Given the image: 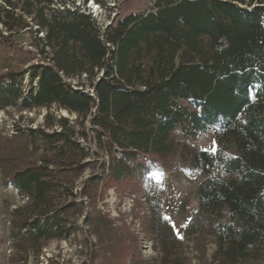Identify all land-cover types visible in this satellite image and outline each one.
Returning <instances> with one entry per match:
<instances>
[{
	"label": "trees",
	"instance_id": "obj_1",
	"mask_svg": "<svg viewBox=\"0 0 264 264\" xmlns=\"http://www.w3.org/2000/svg\"><path fill=\"white\" fill-rule=\"evenodd\" d=\"M235 1L158 0L155 11L132 14L104 31L78 11L54 10L47 16L36 8L52 64L31 68L39 89L26 96L14 79L0 80L5 104L21 100L27 109L57 104L76 114L80 126L90 122L108 162L100 180L85 185L84 195L98 182L105 191L132 185L143 193L158 264H180L181 241L160 216L162 189L144 187L161 164L169 167L176 160L208 176L198 189V210L186 235L213 237L215 264L264 261V7L246 10ZM26 4L24 13L33 15V3ZM6 17L16 21L0 6V23L12 31L2 20ZM49 127L28 130L30 138L42 140L43 156L4 175L23 202L10 227L17 251L29 244L23 247L24 262L30 250H40L61 230L57 209L66 198L57 174L87 166L88 154L69 121L61 120L59 132L49 133ZM213 128L217 149L199 151L193 143ZM81 136H87L84 130ZM216 170L218 176L210 177ZM10 261L20 260L14 254Z\"/></svg>",
	"mask_w": 264,
	"mask_h": 264
},
{
	"label": "rangeland",
	"instance_id": "obj_2",
	"mask_svg": "<svg viewBox=\"0 0 264 264\" xmlns=\"http://www.w3.org/2000/svg\"><path fill=\"white\" fill-rule=\"evenodd\" d=\"M14 7L9 8L4 0L0 6L9 9L10 16L16 21L3 18L13 26L10 31L0 23V80L5 84L15 80L20 85L24 96L31 88L39 89V79L31 80V68L37 65H50L53 59L52 50L45 45L46 30H38L35 9H45L49 16L54 10L83 13L87 8V0H43L37 4L35 0H10ZM26 1L33 3V15L25 14L28 8ZM100 5L98 26L102 31L109 26H117L126 17L134 14H146L155 11L158 0H95ZM235 3L246 10L260 6L264 0H237ZM88 12V10L86 11ZM103 12V13H102ZM264 22V18H263ZM72 88L78 87L76 80H68ZM87 92L91 89L87 86ZM6 98H0V264H11L14 254L18 255V264H158V252L155 249V235L150 225L151 210L143 193H135L132 185L104 190L101 182L88 185V196L84 195V187L91 178L100 180L102 164L108 157L97 146L95 133L89 121L80 126L78 116L54 104L49 107L24 108L21 100L5 104ZM67 119L69 126L75 128L81 146L86 149L87 157L84 170L69 168L58 173L64 185H59L65 203L57 209L61 221V230L56 237L45 243L40 250H30L24 262L22 244L20 252L15 249L11 236L12 213L23 204L16 189L4 178L23 169L43 156L44 144L28 136L29 129H46L49 133L61 131V120ZM17 128L21 133L17 135ZM86 132L83 138L81 134ZM217 128L202 134L193 143L199 151H215ZM36 144L40 147L35 149ZM77 155L78 152L74 151ZM101 160V163H97ZM216 170L210 177H217ZM208 178L202 171L185 167L178 160L169 167L160 165L146 179L144 190L153 191L161 188V213L163 220L175 229L181 245L178 250L183 254L180 264H215L213 254L216 250L215 240L211 236L189 238L186 235L193 215L198 210L197 192ZM143 190V191H144ZM142 191V192H143ZM73 194V195H72ZM163 227L162 222H158ZM140 256V260H139ZM136 258V259H135ZM245 264H264L248 262Z\"/></svg>",
	"mask_w": 264,
	"mask_h": 264
},
{
	"label": "built area",
	"instance_id": "obj_3",
	"mask_svg": "<svg viewBox=\"0 0 264 264\" xmlns=\"http://www.w3.org/2000/svg\"><path fill=\"white\" fill-rule=\"evenodd\" d=\"M87 1H88V6H87V8H84L85 11L83 13L81 12V14H86V15L91 16V18L98 24L99 23L98 17L93 13L92 9L89 8L90 4L95 2V0H87ZM98 6L100 7V5H98ZM78 7H79V5L75 6V9L72 11L73 12L78 11ZM87 10H88V12H86ZM80 11H78V12L80 13Z\"/></svg>",
	"mask_w": 264,
	"mask_h": 264
},
{
	"label": "bare ground",
	"instance_id": "obj_4",
	"mask_svg": "<svg viewBox=\"0 0 264 264\" xmlns=\"http://www.w3.org/2000/svg\"><path fill=\"white\" fill-rule=\"evenodd\" d=\"M89 8L90 9H92V11H93V13L97 16V17H99L100 16V14H101V10H100V7L98 6V4L96 3V2H93V3H91L90 4V6H89ZM103 11V10H102ZM103 13V12H102Z\"/></svg>",
	"mask_w": 264,
	"mask_h": 264
}]
</instances>
